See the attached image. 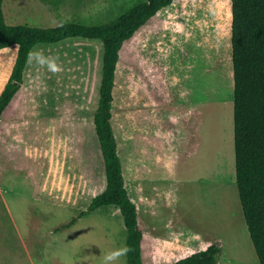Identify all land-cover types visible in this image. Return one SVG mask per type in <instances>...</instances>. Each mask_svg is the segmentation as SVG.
Instances as JSON below:
<instances>
[{"label":"rangeland","instance_id":"obj_1","mask_svg":"<svg viewBox=\"0 0 264 264\" xmlns=\"http://www.w3.org/2000/svg\"><path fill=\"white\" fill-rule=\"evenodd\" d=\"M145 1L2 0V11L9 26H96ZM230 25V0H174L119 52L110 124L143 264L211 245L217 264H257L235 183ZM32 51L58 70L28 60L0 120V264H104L125 249L118 211L79 216L105 184L93 127L101 45ZM15 56L0 52V92Z\"/></svg>","mask_w":264,"mask_h":264},{"label":"trees","instance_id":"obj_2","mask_svg":"<svg viewBox=\"0 0 264 264\" xmlns=\"http://www.w3.org/2000/svg\"><path fill=\"white\" fill-rule=\"evenodd\" d=\"M173 1L146 0L110 22L96 26L64 23L56 28H37L7 25L0 0V51L16 48L10 76L0 92V120L22 85L29 51L70 40L101 45L93 127L103 162L105 184L79 216L107 207L118 211L125 230L126 264H143V237L137 225L136 206L124 188L110 124L115 69L123 44ZM230 13L235 183L257 263L264 264V0H230ZM76 220L72 219L61 229H67ZM219 252V246L211 245L173 264H217Z\"/></svg>","mask_w":264,"mask_h":264},{"label":"clouds","instance_id":"obj_3","mask_svg":"<svg viewBox=\"0 0 264 264\" xmlns=\"http://www.w3.org/2000/svg\"><path fill=\"white\" fill-rule=\"evenodd\" d=\"M28 60L29 62L35 60L37 64L47 66L49 70H58L56 58L46 57L41 51H29ZM124 251H126V249L106 254L104 257V264H111V262L117 260L118 256L122 255Z\"/></svg>","mask_w":264,"mask_h":264},{"label":"crops","instance_id":"obj_4","mask_svg":"<svg viewBox=\"0 0 264 264\" xmlns=\"http://www.w3.org/2000/svg\"><path fill=\"white\" fill-rule=\"evenodd\" d=\"M1 52V51H0ZM187 118V116H186V114H183V113H181V119L182 120H184V119H186ZM185 135L182 133L181 134V141H184L185 140ZM142 243V242H141ZM219 248H221L220 246H219ZM183 259V258H182ZM180 260V259H179ZM257 261V260H256ZM258 264V263H257Z\"/></svg>","mask_w":264,"mask_h":264}]
</instances>
